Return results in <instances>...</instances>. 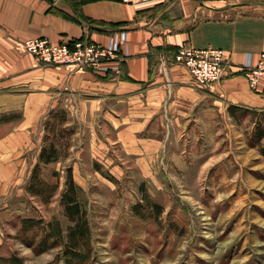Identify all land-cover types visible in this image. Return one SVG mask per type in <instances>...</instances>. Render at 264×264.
Wrapping results in <instances>:
<instances>
[{
	"label": "crops",
	"instance_id": "1",
	"mask_svg": "<svg viewBox=\"0 0 264 264\" xmlns=\"http://www.w3.org/2000/svg\"><path fill=\"white\" fill-rule=\"evenodd\" d=\"M32 38L116 46L120 58L106 71L46 66L23 50ZM183 45L226 51L228 75L196 86L173 59ZM262 53L264 0H0V203L18 187L35 127L51 109L86 112L89 127L100 115L124 156L157 166L159 127L169 138L209 109L264 111V81L252 89L241 73Z\"/></svg>",
	"mask_w": 264,
	"mask_h": 264
},
{
	"label": "rangeland",
	"instance_id": "2",
	"mask_svg": "<svg viewBox=\"0 0 264 264\" xmlns=\"http://www.w3.org/2000/svg\"><path fill=\"white\" fill-rule=\"evenodd\" d=\"M56 108L66 111L67 128L74 131L67 156L43 171L46 181L59 182L58 192L44 206L24 191L42 146L37 126L29 166L7 203H0L1 257L67 264L61 246L36 253L22 243L19 221L55 220L64 229L71 224L60 203L71 168L90 226L86 264H264V113L256 118L209 109L175 126L169 138L167 126L159 127L165 152L157 166H138L111 143L113 131L100 115L89 127L86 112ZM144 195L162 207L157 221L135 215L133 206L145 204Z\"/></svg>",
	"mask_w": 264,
	"mask_h": 264
},
{
	"label": "trees",
	"instance_id": "3",
	"mask_svg": "<svg viewBox=\"0 0 264 264\" xmlns=\"http://www.w3.org/2000/svg\"><path fill=\"white\" fill-rule=\"evenodd\" d=\"M228 111L231 116L242 113L256 116V118L258 113H264V111L254 112L235 106H229ZM261 115L263 118L264 114ZM67 120V113L64 109L56 108L49 111L42 125L44 135L38 159L24 187L27 195L38 199L44 206L51 202L59 189V182L49 183L44 179V168L67 156L70 137L74 134L73 129L67 128ZM260 137L264 138V133ZM261 153L264 156V148ZM65 172V187L60 193V203L63 216L71 224L64 229L55 220L44 222L42 219L24 217L19 221V233L22 243L29 245L36 253H44L61 246L67 264H86L89 259L88 250L91 240L89 221L80 198L81 189L74 182L72 169L67 168ZM142 200L145 204L138 203L133 206L135 215L140 219L157 221L162 215V207L150 200L148 195H144ZM0 264H23V262L17 257L3 258L0 256Z\"/></svg>",
	"mask_w": 264,
	"mask_h": 264
},
{
	"label": "built area",
	"instance_id": "4",
	"mask_svg": "<svg viewBox=\"0 0 264 264\" xmlns=\"http://www.w3.org/2000/svg\"><path fill=\"white\" fill-rule=\"evenodd\" d=\"M131 3L132 0H118ZM23 50L34 56L39 64L51 67H69L73 71H106L109 63L119 59V50L100 43L78 40L72 44H54L46 38H32L22 43ZM174 62L188 71L198 87L219 83L228 75L229 56L222 49L206 47L197 49L180 46L173 55ZM252 89L264 81V53L260 54L255 66H246L241 71Z\"/></svg>",
	"mask_w": 264,
	"mask_h": 264
}]
</instances>
